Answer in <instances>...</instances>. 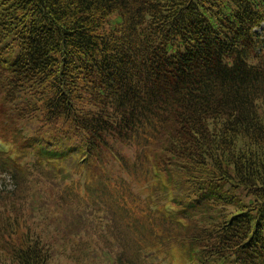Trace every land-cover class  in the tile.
<instances>
[{
  "label": "trees",
  "instance_id": "1",
  "mask_svg": "<svg viewBox=\"0 0 264 264\" xmlns=\"http://www.w3.org/2000/svg\"><path fill=\"white\" fill-rule=\"evenodd\" d=\"M263 21L264 0H0V264H264ZM152 181L149 229L107 202Z\"/></svg>",
  "mask_w": 264,
  "mask_h": 264
},
{
  "label": "rangeland",
  "instance_id": "2",
  "mask_svg": "<svg viewBox=\"0 0 264 264\" xmlns=\"http://www.w3.org/2000/svg\"><path fill=\"white\" fill-rule=\"evenodd\" d=\"M1 146L4 147L3 145H0V147ZM18 146H21V144L19 143ZM37 157L40 156L37 155ZM87 168L88 169L86 170V175H87V182L89 184H87V186L84 185L79 186V189H77L76 191L82 197L84 196L88 198L89 196L88 185L92 183L93 179L98 175L100 169L97 166V164H91ZM83 169L85 170L86 168ZM83 169L81 168L80 170ZM135 177H136L135 179L139 180V182L141 183H143L144 181H148L147 176L143 173H138L137 175H135ZM12 183H13L12 177L0 167V189L4 188L5 186L11 188ZM149 185L147 191L145 187L141 188L142 187L141 184H139L136 189H132V197L128 198V201H125L121 208L119 206V201H107V202L111 204L119 212L120 215L125 217L127 220H130V222L134 223V221H139L141 223L142 221L143 224L146 226V228L149 229V225H150L149 218L147 214L143 213V212H147L150 215L152 211L151 202L146 200L149 195V192L152 190L154 182L152 181V183ZM108 188L110 189V191L107 193L111 195L118 196L120 192L123 195H125V190L121 186H118L116 188H110L108 186ZM180 252L182 256H180ZM178 254L179 256H177V261L178 263H181L182 259L183 260L185 259V249L183 247L182 249L180 248Z\"/></svg>",
  "mask_w": 264,
  "mask_h": 264
}]
</instances>
